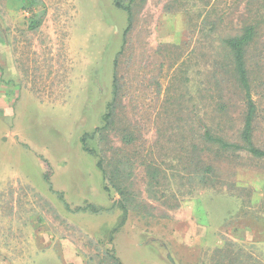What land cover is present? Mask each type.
<instances>
[{
  "label": "rangeland",
  "instance_id": "374dc122",
  "mask_svg": "<svg viewBox=\"0 0 264 264\" xmlns=\"http://www.w3.org/2000/svg\"><path fill=\"white\" fill-rule=\"evenodd\" d=\"M40 1L31 11L24 0H0V264H264V161H221L228 184L220 191L184 184L179 161L195 141L188 129L201 113L216 35L264 14V0H137L127 33L129 15L115 0ZM259 29L249 68L263 116ZM116 58L121 99L111 146L132 159L135 210L127 214L81 142L113 98ZM224 95L235 133L242 96L232 87ZM257 126L264 146L263 117ZM148 161L175 173L157 195L146 185Z\"/></svg>",
  "mask_w": 264,
  "mask_h": 264
},
{
  "label": "trees",
  "instance_id": "16d2710c",
  "mask_svg": "<svg viewBox=\"0 0 264 264\" xmlns=\"http://www.w3.org/2000/svg\"><path fill=\"white\" fill-rule=\"evenodd\" d=\"M136 1L129 0L127 4H124L123 0H115L116 6L124 9L129 15V25L125 33L131 29L134 20L133 6ZM40 5V0H24V7H28L31 11L34 6ZM258 15V18H248L249 20L245 21L238 31L216 35L219 48L215 50L214 55L212 53L210 55L211 58L213 56V64L207 65L209 69L204 82L206 87H201V113L196 127L190 126L188 129V131L193 130L195 141L192 145L183 146L184 154L179 156L182 178L184 179L182 182L193 186L192 189L217 188L220 191L221 186H227L228 182L219 171L220 163L223 160L246 154L254 159L264 161V146L258 145L255 138L258 120L261 117L264 118V112L261 116L259 106L253 98L251 69L249 68L251 47L259 38V28L264 25V14L259 13ZM39 17L40 15L36 13L30 28L35 29L40 25ZM222 20L223 17H217L213 23L219 25ZM211 36L210 33L206 34L207 39H211ZM201 56L207 61L209 60L207 51H201ZM118 65V58H116L113 98L107 106L102 124L91 133L84 134L81 142L85 151L98 158L97 166L103 174L104 188L107 191H111L113 188L121 195L119 202L127 214L129 211L135 210L131 207V202L134 199L132 159L127 155L119 158L111 146V137L114 136L113 133L116 130L117 106L121 99L119 97L121 86L118 79ZM228 87L239 91L243 101L241 120H239V127L235 133L231 132L236 120L230 113V102L224 95ZM193 117H190V120H193ZM187 122H190L189 119ZM123 130L122 138L127 145L132 144L135 134L130 132L129 127H124ZM184 135L187 136L189 133ZM92 141L97 145H91ZM110 149L113 152H110ZM175 155L176 152L173 156ZM162 164H166L165 161H162ZM162 164L156 161H148L145 164L146 185L149 190L155 191L156 195L160 187L166 186L168 181L170 183L171 178L175 176V173L173 175L166 174V169ZM165 180L168 181L163 183ZM190 192L192 191L186 193L190 194ZM175 205H179L178 202Z\"/></svg>",
  "mask_w": 264,
  "mask_h": 264
}]
</instances>
